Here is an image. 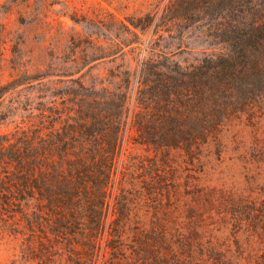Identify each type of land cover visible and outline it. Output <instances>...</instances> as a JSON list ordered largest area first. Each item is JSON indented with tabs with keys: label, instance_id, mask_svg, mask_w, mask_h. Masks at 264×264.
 Segmentation results:
<instances>
[{
	"label": "trees",
	"instance_id": "obj_1",
	"mask_svg": "<svg viewBox=\"0 0 264 264\" xmlns=\"http://www.w3.org/2000/svg\"><path fill=\"white\" fill-rule=\"evenodd\" d=\"M209 2L237 14L220 21L227 51L195 63L145 60L138 86L131 67L111 80L82 74L66 113L42 110L30 130L0 139V209L13 214L1 232L19 241L18 264H264V196L254 193L246 154L248 185L230 195L226 215L236 244L216 237L195 245L193 233L178 239L164 223L182 197L172 149L194 157L218 136L223 86L251 67L260 77L254 124L264 143V0ZM131 142L148 153L129 152Z\"/></svg>",
	"mask_w": 264,
	"mask_h": 264
},
{
	"label": "rangeland",
	"instance_id": "obj_2",
	"mask_svg": "<svg viewBox=\"0 0 264 264\" xmlns=\"http://www.w3.org/2000/svg\"><path fill=\"white\" fill-rule=\"evenodd\" d=\"M249 11L242 15L252 17ZM235 15L229 6L213 7L209 0H32L28 5L0 0V139L14 141L30 130L42 110L66 113L72 80L82 74L111 80L131 67L138 86L145 60L195 63L227 51L219 42L225 28L220 21ZM259 78L251 67L223 86L227 92L219 99L227 114L221 132L194 157L183 148L172 149L182 197L178 211L164 223L177 229L178 239L193 233L195 245L216 237L236 244L239 238L226 215L230 195L248 185L245 154L254 193L264 196V143L254 124ZM135 145L131 142L128 151L148 153ZM2 218L11 221L13 214L0 209V264H18L19 241L2 234Z\"/></svg>",
	"mask_w": 264,
	"mask_h": 264
}]
</instances>
